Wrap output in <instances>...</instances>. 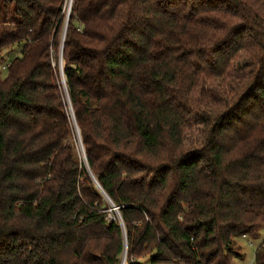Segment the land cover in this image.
Segmentation results:
<instances>
[{
  "label": "trees",
  "instance_id": "1",
  "mask_svg": "<svg viewBox=\"0 0 264 264\" xmlns=\"http://www.w3.org/2000/svg\"><path fill=\"white\" fill-rule=\"evenodd\" d=\"M64 5L0 0V264H232L264 224V0H72L65 86ZM243 55L247 86L202 111Z\"/></svg>",
  "mask_w": 264,
  "mask_h": 264
},
{
  "label": "rangeland",
  "instance_id": "2",
  "mask_svg": "<svg viewBox=\"0 0 264 264\" xmlns=\"http://www.w3.org/2000/svg\"><path fill=\"white\" fill-rule=\"evenodd\" d=\"M64 2H65L64 12L66 13L68 11L70 13L72 0H64ZM67 15L68 14L65 15V21H66ZM65 24L66 23H64V25H63L61 42H60V46H59V51L61 52V54L63 52V42H64L63 32H64ZM66 27H67V24H66ZM64 37H65V34H64ZM62 39H63V42H62ZM1 55L4 58V64L5 63L7 64L15 56L21 55V48L19 45H13L10 48L4 49L1 52ZM58 56H59V54H58ZM246 60L247 59L244 55L241 57H238L235 62H232V65H231L230 69L227 71L225 76H223L222 78L207 82L206 84H200L199 87L196 88V90L193 92L192 95L194 98L199 99V102H200L201 107H202L200 109H202V111H205L207 114H209L210 109L221 111L223 109V106L226 103L230 104V103L236 101L238 96L241 94V91L247 86V84L249 82L248 69L244 67ZM59 63L60 62H59V58H58L57 59V65H59ZM0 72H1L2 77H4L6 75L5 69L0 70ZM60 74H61V76H60L61 77V79H60L61 84H63L62 71H60ZM63 86H65V84H63ZM62 90L64 92L63 94H64V99H65L66 105L70 111L69 114L72 117V110H71V106L69 103L66 88L63 87ZM200 91L205 92L207 97L206 98H200ZM196 114H198L199 116L202 115L201 113L199 114L198 112ZM73 122H74V120H73ZM73 124H74L77 150L79 153L78 155H79L80 160L85 165V160H84V156H83V152H82L83 148H81L82 145L80 147V142H79L80 139H78V136H77L78 135L77 126L75 125V122ZM203 131H204L203 124L198 123V122L194 123L191 128L187 129L184 132V142H185L186 146L197 145L198 143H200L201 139L203 137ZM85 167H86V165H85ZM90 172H89V174H90ZM111 203H110L111 207L107 210V213H108L107 217L109 219H116L119 221L118 217H119L120 213L114 205L113 206L111 205ZM119 223L121 225H123L122 219H121V221H119ZM263 238H264V224L260 225V227L258 228L257 235L255 237L234 236L232 238V247L238 253V255H236L232 259V264H254L253 257H254L255 247L262 242ZM124 241H125V236H124ZM123 259H125V253L121 256L120 264L122 263Z\"/></svg>",
  "mask_w": 264,
  "mask_h": 264
},
{
  "label": "water",
  "instance_id": "3",
  "mask_svg": "<svg viewBox=\"0 0 264 264\" xmlns=\"http://www.w3.org/2000/svg\"><path fill=\"white\" fill-rule=\"evenodd\" d=\"M68 15H67V17H66V21H65V23L67 24V22H68V18H69V12L67 13ZM66 24H65V27H64V32H63V39H64V34H65V31H66ZM63 39H62V42H63ZM59 56H58V58H59V69H60V71H62V54H61V52L59 51ZM62 79H63V83H64V77H63V75H62ZM77 133H78V131H77ZM78 136V139H79V134L77 135ZM79 142H80V140H79ZM80 147H81V142H80ZM82 148V147H81ZM82 152H83V149H82ZM83 156H84V160H85V165H86V169L90 172V170H89V168H88V164H87V161H86V158H85V155H84V152H83ZM90 174H91V172H90ZM91 176H92V174H91ZM92 178H93V180H94V182H95V184L97 185V187L98 188H100V186H99V184H98V182L96 181V179L92 176ZM100 190L103 192V194L106 196V194L104 193V191L100 188ZM106 198L108 199V197L106 196ZM109 200V199H108ZM109 202L111 203V201L109 200ZM111 205L113 206V204L111 203ZM116 207V206H115ZM116 209H117V207H116ZM119 221H121V216L119 215ZM124 236H125V234H124ZM125 241H126V238H125ZM126 243V242H125ZM126 249H124V253L126 252L125 251ZM123 253V254H124ZM124 260L125 259H123L122 261V263L121 264H124Z\"/></svg>",
  "mask_w": 264,
  "mask_h": 264
},
{
  "label": "built area",
  "instance_id": "4",
  "mask_svg": "<svg viewBox=\"0 0 264 264\" xmlns=\"http://www.w3.org/2000/svg\"><path fill=\"white\" fill-rule=\"evenodd\" d=\"M69 10V9H68ZM68 13V11L65 13V14H67Z\"/></svg>",
  "mask_w": 264,
  "mask_h": 264
},
{
  "label": "bare ground",
  "instance_id": "5",
  "mask_svg": "<svg viewBox=\"0 0 264 264\" xmlns=\"http://www.w3.org/2000/svg\"><path fill=\"white\" fill-rule=\"evenodd\" d=\"M123 262V261H122Z\"/></svg>",
  "mask_w": 264,
  "mask_h": 264
}]
</instances>
